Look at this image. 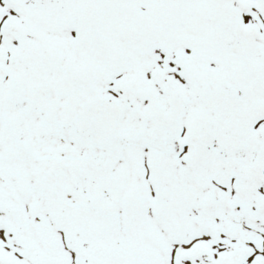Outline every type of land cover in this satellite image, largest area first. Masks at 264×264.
<instances>
[{"label": "snow or ice", "instance_id": "1", "mask_svg": "<svg viewBox=\"0 0 264 264\" xmlns=\"http://www.w3.org/2000/svg\"><path fill=\"white\" fill-rule=\"evenodd\" d=\"M0 264H264V0H0Z\"/></svg>", "mask_w": 264, "mask_h": 264}]
</instances>
